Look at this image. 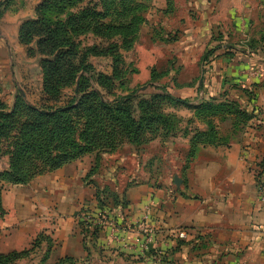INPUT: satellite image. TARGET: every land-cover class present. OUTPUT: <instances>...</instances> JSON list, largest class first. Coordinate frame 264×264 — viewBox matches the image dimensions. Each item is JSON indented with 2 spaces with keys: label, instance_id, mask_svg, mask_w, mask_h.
Segmentation results:
<instances>
[{
  "label": "crops",
  "instance_id": "obj_1",
  "mask_svg": "<svg viewBox=\"0 0 264 264\" xmlns=\"http://www.w3.org/2000/svg\"><path fill=\"white\" fill-rule=\"evenodd\" d=\"M40 1L0 0V65L12 59L14 45L20 47V25L36 18ZM169 2L150 0L141 38L134 43L138 56L134 74L143 71L146 83L160 80V85L165 83L171 93L193 104L243 102L241 89L257 83L252 102L257 116L236 129L231 113H224V120L211 116L216 133L209 143L202 141L206 121L194 108L178 106L171 108L178 120L174 135L156 136L139 147L125 143L101 155L89 176L95 163L92 153L37 175L27 184L9 185L1 194L7 214L0 218V252L22 250L45 231L52 241L49 262L70 257L72 264H155L148 253L140 255L112 241L104 230L93 244L80 233L82 208H98L94 194L102 188L126 201V229L121 233L125 242L135 236L134 224L145 207L149 208L147 224L162 240L159 248L173 230L188 231L184 244L166 255L163 264H264V200L260 198L264 188V0ZM218 32L245 49L223 46L202 65L201 55ZM156 33L161 38L176 35L173 41L152 40ZM250 43L258 50L248 49ZM152 68L162 73L153 82ZM199 132L202 136L192 143ZM151 145L165 151L160 156L149 153ZM161 156L164 163L154 174L155 168L149 165Z\"/></svg>",
  "mask_w": 264,
  "mask_h": 264
},
{
  "label": "trees",
  "instance_id": "obj_2",
  "mask_svg": "<svg viewBox=\"0 0 264 264\" xmlns=\"http://www.w3.org/2000/svg\"><path fill=\"white\" fill-rule=\"evenodd\" d=\"M169 3L167 0V5ZM77 4L80 7L68 13L65 19L58 16L59 11ZM149 7L150 0H41L35 7L36 18L22 22L18 40L25 46L28 57L39 55L46 98L50 101L61 98L63 89L72 84L76 88L64 105L34 107L16 101L12 110L6 111L0 103V142H10L9 137L13 138L8 151V167L0 171V215L4 213L1 194L5 183L27 184L37 175L95 152V163L89 176L101 156L97 152L99 150L112 149L120 141H128L139 147L156 136L174 135L178 120L171 108H194L196 115L206 121L208 127L202 141L209 143L216 133L211 116L218 115L224 120V113H231L234 129L257 116V109L252 105L257 83L241 89L245 97L243 102L233 99L211 103L205 100L193 104L171 93L167 85H158L154 92L148 94L140 93L137 89L129 91L127 75L136 69L126 64L120 50L127 52L134 47ZM86 33L101 41L80 48L79 37ZM175 35L158 39L173 41ZM157 36H160L159 33L154 34L152 40H156ZM212 40L213 43L201 55L202 65L208 64L227 43L220 32ZM246 46L250 50H258L253 43ZM89 56L110 59L111 72L96 70L90 64ZM161 74L152 68L151 82ZM110 95L114 97L108 99ZM199 136H202L200 132L192 143L195 144ZM94 196L99 207L116 210L119 223H124L123 207L126 201L102 188H97ZM78 228L86 241L92 244L102 230L98 225L85 230L81 221H78ZM43 238L48 239L40 233L30 248L0 253V264H14L16 259L37 247ZM48 242L52 244L50 239ZM184 242L177 241L170 253ZM165 260L166 257H162L161 264Z\"/></svg>",
  "mask_w": 264,
  "mask_h": 264
},
{
  "label": "rangeland",
  "instance_id": "obj_3",
  "mask_svg": "<svg viewBox=\"0 0 264 264\" xmlns=\"http://www.w3.org/2000/svg\"><path fill=\"white\" fill-rule=\"evenodd\" d=\"M79 7L80 4H77L72 6L71 8H67L66 10L63 9L64 11L61 10L62 12L61 11L58 12L59 13L58 16H61L60 18L65 19L68 13L75 12ZM78 37L79 36H77V38ZM159 37L160 36H157V39ZM140 38L141 36L138 37V41L140 40ZM79 41L81 42L80 48H84L93 42L94 43L100 42L101 39L96 38V36L94 35L86 33L79 37ZM225 41H227L226 44H234L245 47V45H243L242 43L233 42L231 39H227ZM105 45L106 43H104V46ZM20 47L18 48L16 47V45H14V52H12L13 53L12 59L10 60L6 59L5 61L3 60V62L0 65V103L3 104L4 109L6 111H11L16 101L18 102L23 101L24 103L34 107L58 106V105L66 104L71 98L73 94V90L74 88H76V86L74 84L67 86L63 89L61 98H54L51 99V101L48 100L46 98V95L43 93V69H42V64L41 65L39 64V55L35 54L31 57H28L26 55L25 46L21 44ZM135 51L136 50L134 46L131 49V51L125 52L120 50V53L124 55L126 64H130V67L136 69V64H137L136 57L138 56H136ZM89 62L96 68V70L104 71L107 73L111 72V67H110L111 61L108 58L89 56ZM127 67H129V65H127ZM160 69L161 68H157V71H160ZM79 76L80 73L78 74V77ZM89 78L91 79V77ZM127 78H128L127 86L129 88V91L132 89H137L138 92L143 94L154 92L155 87L160 85L159 82L160 80L158 81V84L146 83L147 77L143 71H139V73L137 72L135 74L134 72H131L129 75H127ZM162 85H165V83H162ZM113 97H114L113 95H110L107 98L112 99ZM9 139L10 142L11 140L13 141L12 137H9ZM10 142L9 140H5V141L3 140L2 142H0V167H3L7 162L6 167L0 169V171L7 169L8 167V163H9L8 151L10 150ZM125 143H128V141L117 142L116 146L113 147L112 149L99 150L97 152L99 153V155H108L118 150ZM164 151L165 149L164 148L160 149L158 145L147 146V152L153 154L156 153L157 156H160V152H164ZM120 153H122V149ZM151 163L152 164L149 166L155 168L154 169V174H155L158 171V169L161 167L162 163H164V161H162V156H161V157L153 158ZM156 165L158 166L156 167ZM9 185L11 184L5 183V187L3 191L6 190ZM2 209L4 213L0 215V218H2L4 215L7 214V211L4 210L3 207ZM40 233H42L44 237L46 236L48 237V239L51 240V237L45 231H40L31 239L28 247H25L26 249L30 248L32 241ZM48 239L43 238L37 247L31 250L27 255L16 259L14 264H66V263L72 264L73 262L68 261V259H64L65 257L54 260L53 262H49L50 260H48V258L52 244L51 245L49 244ZM42 243H44L43 247L41 246ZM49 245H50V250H49Z\"/></svg>",
  "mask_w": 264,
  "mask_h": 264
},
{
  "label": "built area",
  "instance_id": "obj_4",
  "mask_svg": "<svg viewBox=\"0 0 264 264\" xmlns=\"http://www.w3.org/2000/svg\"><path fill=\"white\" fill-rule=\"evenodd\" d=\"M260 198L264 200V188L260 191ZM149 208L145 207L142 216L134 224L135 236L131 242H125L121 233L126 229L125 223L120 224L117 217V211H109L108 208L96 209L82 208L78 221L83 223L85 230H90L95 225L101 226L105 234L116 243L126 245V247L137 251L140 255L148 253L155 264H161V258L167 257L172 248L177 245V241H185L188 238V231L184 228H178L168 233L163 242V248H159V233L147 224Z\"/></svg>",
  "mask_w": 264,
  "mask_h": 264
},
{
  "label": "water",
  "instance_id": "obj_5",
  "mask_svg": "<svg viewBox=\"0 0 264 264\" xmlns=\"http://www.w3.org/2000/svg\"><path fill=\"white\" fill-rule=\"evenodd\" d=\"M225 48H233L235 50H239V51H242L243 49L238 46V45H234V44H225L224 45ZM179 179L177 177L174 178V182L175 183H178Z\"/></svg>",
  "mask_w": 264,
  "mask_h": 264
}]
</instances>
